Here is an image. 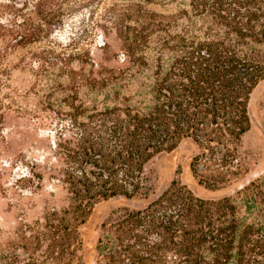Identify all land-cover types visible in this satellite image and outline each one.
I'll use <instances>...</instances> for the list:
<instances>
[{
    "label": "trees",
    "instance_id": "trees-1",
    "mask_svg": "<svg viewBox=\"0 0 264 264\" xmlns=\"http://www.w3.org/2000/svg\"><path fill=\"white\" fill-rule=\"evenodd\" d=\"M262 81L264 0H0V124L46 132L30 147L64 191L45 217L57 264H84L78 227L116 197L146 201L101 224L96 264H264V168L244 182L241 154ZM186 140L197 183L232 194L174 178L151 197L148 163Z\"/></svg>",
    "mask_w": 264,
    "mask_h": 264
},
{
    "label": "rangeland",
    "instance_id": "rangeland-1",
    "mask_svg": "<svg viewBox=\"0 0 264 264\" xmlns=\"http://www.w3.org/2000/svg\"><path fill=\"white\" fill-rule=\"evenodd\" d=\"M69 31L70 28L65 25L56 32V39L64 42ZM100 36V30L94 31L92 39L87 42L94 54L100 52L99 48L102 47ZM29 77L19 70L14 71L12 85L23 88V79ZM250 114L252 125L241 142V154L251 169L244 182L259 175L264 168V81L252 95ZM44 135L46 132L42 129H36L33 133L30 125L21 124L19 120L0 124V264L58 263L60 248L53 246L55 241L45 217L50 210L65 206L64 191L59 186L50 187L47 178L38 181L33 171L39 170L32 169L33 162L40 163L42 157L41 152L30 147V141ZM196 152V145L186 140L172 152L158 155L148 163L146 173L150 177L152 198L174 178L205 198H217L235 191L237 186L210 190L199 185L189 166ZM145 201L134 202L116 197L95 204L86 222L78 227L79 237L83 241L81 253L84 264H96L95 247L101 224L107 223L113 212ZM54 221L57 223V220Z\"/></svg>",
    "mask_w": 264,
    "mask_h": 264
}]
</instances>
